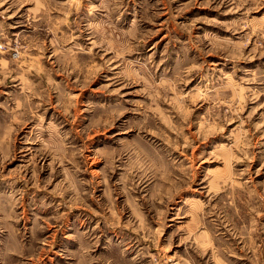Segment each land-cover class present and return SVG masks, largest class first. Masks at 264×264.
Segmentation results:
<instances>
[{"label":"rangeland","instance_id":"obj_1","mask_svg":"<svg viewBox=\"0 0 264 264\" xmlns=\"http://www.w3.org/2000/svg\"><path fill=\"white\" fill-rule=\"evenodd\" d=\"M0 264H264V0H0Z\"/></svg>","mask_w":264,"mask_h":264}]
</instances>
